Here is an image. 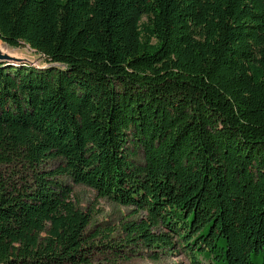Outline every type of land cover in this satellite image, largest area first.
Instances as JSON below:
<instances>
[{
	"label": "trees",
	"instance_id": "1",
	"mask_svg": "<svg viewBox=\"0 0 264 264\" xmlns=\"http://www.w3.org/2000/svg\"><path fill=\"white\" fill-rule=\"evenodd\" d=\"M0 42L50 65L0 63V264H264V0H0ZM62 177L145 219L96 246Z\"/></svg>",
	"mask_w": 264,
	"mask_h": 264
},
{
	"label": "rangeland",
	"instance_id": "2",
	"mask_svg": "<svg viewBox=\"0 0 264 264\" xmlns=\"http://www.w3.org/2000/svg\"><path fill=\"white\" fill-rule=\"evenodd\" d=\"M1 44H3L1 42ZM0 47L3 54L12 58L23 60L24 63L35 66L36 68H48L50 65L45 58L36 54L29 47L10 48L3 44ZM134 152V149H131ZM133 163L142 165L144 163V154L138 151L132 157ZM63 165L61 160L50 161L46 169L54 171ZM60 180L73 189L74 201L84 212L89 213L92 223L88 229L87 235L93 236L99 234L95 239L96 246L124 244L126 234L123 226L129 223H138L145 219L144 214H136L135 209L120 206L107 199H99L97 193L91 188L85 186H76L67 177ZM156 233H168L165 230H155ZM108 236V238L106 237ZM106 237L107 239H104ZM121 258L111 257L109 253L104 254V250L97 249L94 251L96 264H193L191 256L187 254L178 244L174 250L149 249L144 246L124 248ZM200 264H209L203 258H198Z\"/></svg>",
	"mask_w": 264,
	"mask_h": 264
},
{
	"label": "water",
	"instance_id": "3",
	"mask_svg": "<svg viewBox=\"0 0 264 264\" xmlns=\"http://www.w3.org/2000/svg\"><path fill=\"white\" fill-rule=\"evenodd\" d=\"M0 63L2 64H6V63H10V64H27V63H24L23 60H19V59H15V58H12L6 54H3L2 51H1V48H0Z\"/></svg>",
	"mask_w": 264,
	"mask_h": 264
},
{
	"label": "bare ground",
	"instance_id": "4",
	"mask_svg": "<svg viewBox=\"0 0 264 264\" xmlns=\"http://www.w3.org/2000/svg\"><path fill=\"white\" fill-rule=\"evenodd\" d=\"M0 47H4L3 44H1V42H0Z\"/></svg>",
	"mask_w": 264,
	"mask_h": 264
}]
</instances>
